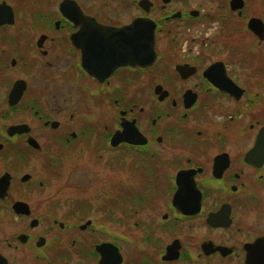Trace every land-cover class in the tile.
I'll list each match as a JSON object with an SVG mask.
<instances>
[{
  "label": "flooded vegetation",
  "instance_id": "af4514ba",
  "mask_svg": "<svg viewBox=\"0 0 264 264\" xmlns=\"http://www.w3.org/2000/svg\"><path fill=\"white\" fill-rule=\"evenodd\" d=\"M138 18L156 63L110 73L90 43ZM262 44L263 0H0V264H264ZM80 166H130L121 217L163 210L93 217Z\"/></svg>",
  "mask_w": 264,
  "mask_h": 264
},
{
  "label": "rangeland",
  "instance_id": "374dc122",
  "mask_svg": "<svg viewBox=\"0 0 264 264\" xmlns=\"http://www.w3.org/2000/svg\"><path fill=\"white\" fill-rule=\"evenodd\" d=\"M119 12H120L119 14H121L120 17H123L124 19H125V17H127V15H129L127 12H125L123 10L119 11ZM162 41H164L163 37L161 38L160 43H162ZM165 42H167L166 39H165ZM261 49H264V44H262ZM155 51H156V49H155ZM20 73L21 72L19 71L18 68H9V70L6 72V74L4 73V76L5 77L7 76L11 79H15L18 75H20ZM37 79L40 82L42 90H44L45 88L48 87V83L44 82L43 76H37ZM3 92H4V89L1 88L0 89V96L1 97L3 96ZM64 92H66V89H64L62 91L61 94L63 96L60 95V98L63 101L68 102L70 100L69 99L70 95H68V93H64ZM43 93H44V91H43ZM1 123L2 124H8L5 121H2ZM130 162H132V159H131V161H129V163ZM80 167L77 169L78 171H77V173H75L76 175L75 174L72 175L73 176L72 179L74 181H77L78 185L82 188V191H79V190L74 191L75 193H77V192L79 193L78 194L79 196L76 197V200H77L76 202H78L79 207L86 205L90 209V211L94 214L93 217H96L102 221H104L105 218H109L113 223L115 221L127 220L126 225H129V227H132L134 225L133 221H139L140 223L147 222L152 218L153 213H158V212H161L163 210L161 206L156 205V208L153 211L139 210V214H137L135 216H134V214H133V216L129 215V217L126 219H125V216L121 217V215L119 213L122 212V209H127L129 211H133L132 207L135 208V206L132 204V201H131L132 198L130 197V194L132 193L133 189H131L129 192L130 194H128L127 192H125V190L123 188V191L120 194V196H117V195L115 196V191H114V189L119 187L121 184L123 185V183H125V182L128 184V180L130 179V177L134 173V171L130 170L131 169L130 166H128V167L123 166V169L120 170V172H117L116 170H114L112 168L107 169V170H103L101 172H99L97 169H95L93 171H92V169H90L88 171V169L86 168L84 172H80L82 169V166H80ZM145 175H146V172L144 173V176ZM148 178H149V176L147 175V176L143 177L140 181L135 179L134 180L135 184H136L135 186H137V188H140L139 185L140 186L142 185V187H143L145 182L148 181ZM131 182H132V180H131ZM126 186H128V185H126ZM82 193L84 194L83 196L80 195ZM88 199H89V204H88L89 206L87 205ZM68 203L70 205L73 204V202L71 200ZM53 205H55V204H53ZM63 206H64L63 207L64 210H66V208L68 207L67 201H65V202L63 201ZM130 216H132V217L130 218ZM12 224H13V222H11V225ZM14 226H16V225H14ZM10 230L13 231L12 229H10ZM0 247H2V246H0ZM125 250L127 253H129L130 252V245L125 244Z\"/></svg>",
  "mask_w": 264,
  "mask_h": 264
},
{
  "label": "water",
  "instance_id": "95a60500",
  "mask_svg": "<svg viewBox=\"0 0 264 264\" xmlns=\"http://www.w3.org/2000/svg\"><path fill=\"white\" fill-rule=\"evenodd\" d=\"M76 17H81V14L78 13L73 18ZM104 29L103 37L95 40L93 44L90 43L88 48L115 50V52H106L105 54L107 58H111L107 64L110 73L122 66L148 67L155 63L157 57L155 52L156 23L153 20L149 18H138L132 25L123 28L106 26ZM10 98H16L17 100L20 98V87L18 84L15 85ZM16 129L18 127H12L10 132ZM261 145H264L262 136ZM103 248V246L100 248L101 252H103ZM105 258L106 256L103 255L102 264H107ZM120 260L121 257L118 255L117 264Z\"/></svg>",
  "mask_w": 264,
  "mask_h": 264
}]
</instances>
